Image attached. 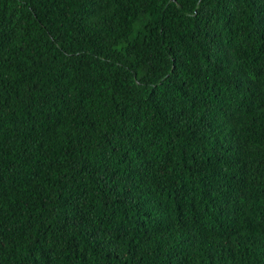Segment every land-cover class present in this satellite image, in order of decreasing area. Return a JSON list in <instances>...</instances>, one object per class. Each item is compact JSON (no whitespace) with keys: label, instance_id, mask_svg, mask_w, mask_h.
<instances>
[{"label":"trees","instance_id":"trees-1","mask_svg":"<svg viewBox=\"0 0 264 264\" xmlns=\"http://www.w3.org/2000/svg\"><path fill=\"white\" fill-rule=\"evenodd\" d=\"M0 264H264V0H0Z\"/></svg>","mask_w":264,"mask_h":264}]
</instances>
